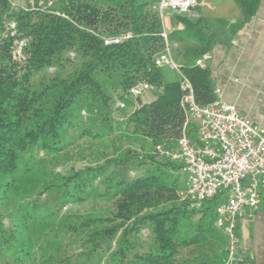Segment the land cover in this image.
Listing matches in <instances>:
<instances>
[{"label":"trees","instance_id":"trees-1","mask_svg":"<svg viewBox=\"0 0 264 264\" xmlns=\"http://www.w3.org/2000/svg\"><path fill=\"white\" fill-rule=\"evenodd\" d=\"M25 1L13 8L0 0V17L9 13L29 43L17 59L0 19V264H223V197L183 200L182 166L140 144L172 148L184 123L179 83L156 65L166 48L159 0H55L48 10ZM235 2L243 20L232 33L261 0ZM177 19L185 28L178 40L197 45L175 62L209 105L211 72L196 61L218 39L215 23ZM142 83L155 99L135 108L130 90ZM121 111L128 129L110 136L105 129ZM76 150L80 169L64 165Z\"/></svg>","mask_w":264,"mask_h":264},{"label":"built area","instance_id":"built-area-1","mask_svg":"<svg viewBox=\"0 0 264 264\" xmlns=\"http://www.w3.org/2000/svg\"><path fill=\"white\" fill-rule=\"evenodd\" d=\"M54 2L49 0L46 4H37L36 0H29L28 4L30 9L40 7L48 10ZM197 6V0H159L161 16L164 11L171 10L196 18L194 9ZM0 19L5 33L15 39V57L24 59L28 41L17 38L18 28L9 13ZM162 35L166 48L156 65L168 67L178 75L184 123L182 135L174 147L156 145L153 155L182 166L185 200L201 205L216 197H223L224 201L217 208L216 220V227L228 239L227 257L223 264H240L243 257L239 252L237 222L260 206L261 190H264V129L240 115L235 105L221 100L220 89H214L216 99L213 103L206 106L199 104L191 80L172 57L167 33L164 31ZM130 37L131 34H125L107 38L105 45L121 44ZM211 58V53H205L196 61V65L206 68ZM151 91L149 84L142 83L133 87L130 95L138 100ZM119 108L125 109L126 104L120 103Z\"/></svg>","mask_w":264,"mask_h":264},{"label":"crops","instance_id":"crops-1","mask_svg":"<svg viewBox=\"0 0 264 264\" xmlns=\"http://www.w3.org/2000/svg\"><path fill=\"white\" fill-rule=\"evenodd\" d=\"M197 1L194 19L213 21L217 29L218 39L210 52L212 58L206 64L214 89L221 90V100L235 105L240 115L264 129V0L253 19L234 33L230 29L238 27L243 20L235 0ZM181 16L171 10L164 11L162 16L171 54L176 55L180 63L184 52L197 45L195 41L178 40L185 30L177 19ZM179 53L182 54L180 57ZM164 74L168 82L178 81V78L172 80L165 71ZM154 99V93L149 92L142 102L145 104ZM237 228L239 252L244 258L241 264H264V190H261L260 206L241 219Z\"/></svg>","mask_w":264,"mask_h":264},{"label":"rangeland","instance_id":"rangeland-1","mask_svg":"<svg viewBox=\"0 0 264 264\" xmlns=\"http://www.w3.org/2000/svg\"><path fill=\"white\" fill-rule=\"evenodd\" d=\"M11 3L12 4H14L15 6H25V5H27V2L25 1V0H11ZM0 14H2V13H0ZM173 57H174V59H175V61L177 62V63H179L180 64V62H178V58L176 57V55L174 56L173 55ZM164 71L166 72V74L167 75H171V79L172 80H176L178 77L176 76V74H175V72H173L170 68H168V67H164ZM142 100H143V97L141 98V99H138V100H135V99H132V101H133V103H134V107L136 108V107H141L142 105H144V103L142 102ZM133 108V107H132ZM124 113V114H123ZM127 113L128 112H126V111H121V113H118L117 112V114L115 115V117L113 118V122H112V124L110 125L111 127H106V129H105V132H107V134H109L110 136H112V135H114V133H116L118 130H127L128 128H124V127H122L123 125H121L120 123L123 121V117L124 116H126L127 115ZM194 126H192L191 128H193ZM121 128V129H120ZM112 134V135H111ZM89 140V139H88ZM88 140H84V141H82V143H81V147H83L82 148V151H83V154L85 155H87V151L85 150H83L85 147H88L89 146V142L90 141H88ZM141 144V146L142 145H144V147H145V149H143L142 151L144 152V153H147V154H150V155H152L153 154V152H154V146H153V144H152V142H150V141H148V140H145V141H143V142H141L140 143ZM135 147L137 148V152H141V147H140V145H135ZM84 157H82V154L80 153V151H75V152H73V154L71 155V159L69 160V161H67V163H64V165L65 166H68V165H72V166H74L75 168H77V169H80V168H83L84 167V165H85V163H84V159H83ZM181 179L183 180V182L185 181V177H184V175L182 174L181 175ZM180 194H181V197H182V199L183 200H185V195H184V192H180ZM241 220H238V222H237V225H238V223L240 222ZM237 231V230H236ZM237 234V233H236ZM238 235H239V229H238ZM239 240V239H238ZM225 243H226V246H225V248L227 247V245H228V239H225ZM240 243V242H239ZM239 243H238V245H239ZM226 250V249H225ZM241 254V253H240ZM242 256V255H241ZM243 260H244V258H243ZM243 263V262H242ZM241 264V263H240Z\"/></svg>","mask_w":264,"mask_h":264}]
</instances>
